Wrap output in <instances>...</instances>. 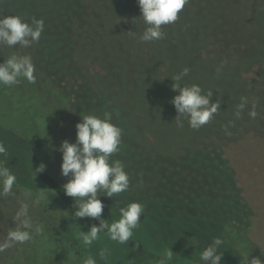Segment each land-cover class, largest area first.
Here are the masks:
<instances>
[{
    "label": "trees",
    "instance_id": "1",
    "mask_svg": "<svg viewBox=\"0 0 264 264\" xmlns=\"http://www.w3.org/2000/svg\"><path fill=\"white\" fill-rule=\"evenodd\" d=\"M4 1L0 18L46 19L51 34L40 39L52 41V50L65 44L70 65L92 92L118 107L144 155L160 166L182 165L183 179L170 174L157 185L166 188L164 195L152 199L157 212L173 213L175 227L163 225L154 236L140 232L139 240L132 238L135 248L151 257L171 253V264H199L202 249L220 237L222 264H237L238 258L264 264V250L249 234L257 210L237 185L247 157L264 148V0H187L177 21L162 26L163 38L154 41L140 40L146 25L137 0H50L56 4L47 9L49 19L34 14L37 0ZM37 43L0 46V63L12 55L29 56L36 77L34 83L21 79L0 86V126L35 147L30 182L16 179L14 194L0 197V242L17 226L21 204L28 205L33 238L0 252V264H83L89 256L100 264L93 244L68 237V217L89 226L99 221L75 217L77 202L63 191L69 178L61 175L59 146L76 141L75 111L67 91L35 63ZM185 68L188 75L177 83L199 85L220 105L212 120L195 130L186 117L176 118L171 103L178 94L172 79ZM42 194L48 199H40ZM171 195L173 200L166 198Z\"/></svg>",
    "mask_w": 264,
    "mask_h": 264
},
{
    "label": "clouds",
    "instance_id": "2",
    "mask_svg": "<svg viewBox=\"0 0 264 264\" xmlns=\"http://www.w3.org/2000/svg\"><path fill=\"white\" fill-rule=\"evenodd\" d=\"M187 0H137L140 7L141 18L146 25L140 36L141 41H154L163 38L162 26L175 23L183 10ZM42 19H34L29 23L18 15H7L0 18V46L14 47L17 45L28 47L40 40L44 31ZM35 66L29 56L12 55L0 63V86L11 87L21 79L34 83L36 77ZM188 75L185 68L172 80L173 90L177 91L171 101L178 115L186 117L192 129H199L212 120L220 105L213 102L212 93H202L199 85L181 86L178 81ZM246 99L238 105L235 113L239 118L246 107ZM251 117L256 116L254 110L249 111ZM182 125V122H181ZM122 130L111 122L109 113L104 117L85 115L76 125V141L64 140L59 146L62 153L61 175L70 177L63 185L65 195L77 202V210L73 215L77 218L89 217L98 220L88 231L82 232L84 245H91L99 238L103 231L108 238L119 244H128L133 237V230L139 226L142 213L145 211L140 202H130L119 209L120 218L109 223L102 214L104 204L100 195L115 197L129 188V177L124 166L115 161L110 163V157L119 150ZM7 155V148L0 142V156ZM44 170L43 168L40 172ZM16 176L0 161V197L13 195L16 185ZM40 199H48L44 194ZM17 226L11 229L3 242H0V252L12 247L14 244H23L33 238V224L28 214V205L21 204L14 216ZM39 233L42 229H34ZM195 243V242H194ZM223 240L215 237L202 249L199 254V264H221L223 253L219 251ZM101 259H107L108 250L102 249L99 253ZM171 253L167 260H171ZM83 264H97L94 257L89 256ZM164 264V260H161Z\"/></svg>",
    "mask_w": 264,
    "mask_h": 264
},
{
    "label": "rangeland",
    "instance_id": "3",
    "mask_svg": "<svg viewBox=\"0 0 264 264\" xmlns=\"http://www.w3.org/2000/svg\"><path fill=\"white\" fill-rule=\"evenodd\" d=\"M37 1L38 4H32L34 14L39 18L47 16V19H49L50 12L47 9L56 3H49L50 0ZM5 8L8 9L7 7ZM9 12L11 11L9 10ZM42 20L45 25L42 33L45 36L51 34V26L45 24V18ZM51 43L52 41L50 42L47 39H40L36 45L34 60L39 68H42L51 76L52 81L58 88L67 91L75 111L76 125L85 115H96L103 118L105 113H109L111 122L122 130L119 150L112 154L109 162L119 161L124 166V170L129 177V188L127 191L115 197L100 195L99 198L104 204L103 217L110 223L118 220L120 218L119 209L135 201L140 202L144 206L145 211L142 213L139 226L133 230L132 238L134 240L136 238L139 240V237H142L140 232L143 231L146 234L154 236L157 232L160 233L158 231L159 227H165L163 225L174 228L173 213L168 211L164 215L157 212L152 203V199L156 194L158 196H160V193L164 195L166 188L163 187V190H161L157 185L160 184L162 186V183L165 184L170 174L174 177L175 172L176 180L183 179L181 177L182 165L175 168L163 164L160 166V164H157L144 155L131 133L124 127L121 119L122 114L118 107L106 95L92 92L87 82L83 79V76L70 65V55L69 51L64 48L65 44H57L56 49L52 50ZM70 66L76 72H73ZM0 142L7 148V155L0 156V161H3L4 165L21 182H30V156H32L33 149L35 148L34 144L19 138L15 133L2 126H0ZM263 149L252 151V156L247 157V163L243 164L245 166L243 171L244 175L237 179V185L244 188L243 194L246 198L250 199V204L257 210L249 226V234L256 239L264 250ZM161 174L162 176L159 178ZM68 178L70 179V177ZM143 194L146 195V198L142 197ZM174 196L171 195L166 198L173 200ZM171 209H176V207H171ZM178 210L182 211L181 208H178ZM66 224L68 237L84 244L81 231H88L91 226L70 217L67 218ZM160 239L162 245L166 246L167 241L163 232L160 235ZM134 240H130L128 244H119L110 240L107 233L101 232L99 238L92 244L94 245L93 247L99 250V253L102 249L108 250L107 259H101L99 253L96 256L100 264H161V260H164V264H171L165 255L151 257L153 255L148 256L138 251L135 248L136 242ZM164 252L165 250L163 249ZM24 261H26L25 258ZM237 262V264H253L247 258H238Z\"/></svg>",
    "mask_w": 264,
    "mask_h": 264
}]
</instances>
